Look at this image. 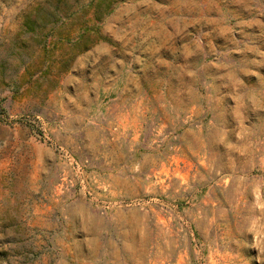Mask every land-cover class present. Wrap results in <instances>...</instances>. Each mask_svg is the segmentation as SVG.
<instances>
[{"label": "rangeland", "instance_id": "obj_1", "mask_svg": "<svg viewBox=\"0 0 264 264\" xmlns=\"http://www.w3.org/2000/svg\"><path fill=\"white\" fill-rule=\"evenodd\" d=\"M0 264H264V0H0Z\"/></svg>", "mask_w": 264, "mask_h": 264}]
</instances>
